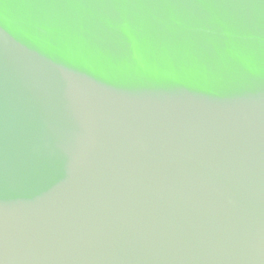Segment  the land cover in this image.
Returning a JSON list of instances; mask_svg holds the SVG:
<instances>
[{
    "label": "water",
    "instance_id": "95a60500",
    "mask_svg": "<svg viewBox=\"0 0 264 264\" xmlns=\"http://www.w3.org/2000/svg\"><path fill=\"white\" fill-rule=\"evenodd\" d=\"M0 264H264V0H0Z\"/></svg>",
    "mask_w": 264,
    "mask_h": 264
}]
</instances>
